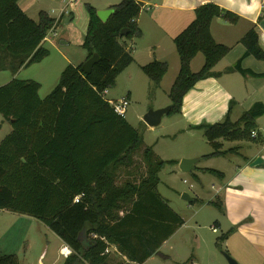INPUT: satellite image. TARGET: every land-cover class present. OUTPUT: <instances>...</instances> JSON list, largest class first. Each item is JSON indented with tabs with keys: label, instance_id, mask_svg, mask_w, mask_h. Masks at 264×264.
I'll use <instances>...</instances> for the list:
<instances>
[{
	"label": "trees",
	"instance_id": "trees-1",
	"mask_svg": "<svg viewBox=\"0 0 264 264\" xmlns=\"http://www.w3.org/2000/svg\"><path fill=\"white\" fill-rule=\"evenodd\" d=\"M18 1L0 0V61H5L2 68L12 74L48 57L41 43L56 25L43 12L37 22L32 21L20 10ZM111 9L113 13L102 23L96 11L85 5L88 25L82 48L86 60L93 54L99 58L89 75L80 71L82 65L66 66L43 99L38 95L40 85L31 80L12 79L0 87V115L10 127L0 141V211L41 223L71 251L63 264H108L110 256L105 250L110 246L129 263L144 264L152 256L166 260L158 250L183 225L156 190L158 173L175 163L158 159L143 145L142 135L103 100V92L112 89L133 62L125 42L141 36L136 25L140 4L123 0ZM218 18L231 25L239 19L214 4H204L194 10L193 21L173 39L179 71L168 93V117L180 113L184 95L196 83L218 77L212 69L230 51L211 37L210 24ZM122 30L128 33L120 38ZM240 43L244 53L227 71L253 75L240 65L247 57L264 61L254 29L248 30ZM198 54L204 63L192 73L190 62ZM167 70V64L157 61L141 67L152 89L159 88ZM230 111L231 106L221 123L197 128L212 149L202 159L225 154L218 140L251 142L257 138L251 133L256 119L264 115V107L255 104L234 123ZM138 152L145 175L138 182L116 186V169L129 167ZM201 171L216 178L223 176L214 170ZM76 197L79 200L74 202ZM190 261L191 257L185 263ZM0 264L20 263L14 255H0Z\"/></svg>",
	"mask_w": 264,
	"mask_h": 264
},
{
	"label": "crops",
	"instance_id": "crops-1",
	"mask_svg": "<svg viewBox=\"0 0 264 264\" xmlns=\"http://www.w3.org/2000/svg\"><path fill=\"white\" fill-rule=\"evenodd\" d=\"M121 1L123 0H19L17 4L20 10L34 22L38 21V14L40 12L45 13L49 18L56 21V25L46 33V37L41 45L49 52L48 57L51 51L60 57L64 69L68 65L73 67L82 65L87 58V52L82 48L88 25V14L85 10V5L91 6L98 12L111 9ZM134 1L141 5L140 15L136 20V25L140 29L141 36L138 39L125 42L126 51L132 56V64L135 63L139 71H141V67L153 61L167 64L168 70L160 86L167 77L166 86L169 88L168 93L179 71V59L173 39L193 21L194 10L199 6L211 3L239 17L236 24L233 25L228 24L220 18L214 19L211 22L210 34L213 41L216 44L228 47L230 51L212 69V72L218 74V77L199 81L184 95L180 113L176 114L177 118L169 124V131H176L179 136L180 134L181 136L185 134L191 136L202 132L197 129L201 125L221 123L230 106L229 118L232 123L236 122L244 112L255 104H261L264 107V77H259V75L264 74V61H257L252 57H247L241 61V69L248 70L253 75H241L237 72L227 71L242 57L244 47L240 41L248 30L254 29L258 45L264 52V0ZM200 56L202 58H199ZM203 63V56L198 54L190 62L191 72L197 73L202 68ZM130 69L129 66L125 71H128L129 78H133ZM17 73L12 74L11 78L16 79ZM263 119L264 115L255 121L256 129L254 132L257 138L255 141H251L255 145L254 149L247 146L246 148L249 149L243 151L244 141L227 142L218 140L217 142L221 146V151L225 152V154L219 157L202 159L203 156L212 153V149L208 143L210 151H205V153L191 152L181 155V157L199 159L198 163H202L203 165L198 168L195 167L196 163L194 170H198L200 176L208 174L201 170H214L223 175L222 178L217 177L218 181L212 184V189L214 190L212 199L204 202L202 199L199 200L196 197V200L202 203L201 208L206 206L204 203H211L213 207L217 208L219 219L212 222L209 230L217 232L224 230L227 235L225 241L231 238L239 240L242 245L244 244L252 249L264 260ZM1 129H4V136L10 131V127L7 124H2V122H0ZM172 135L174 134H161L159 139H156L153 145L149 147L158 159L165 162H174L176 160L163 155L166 154L167 148V143L165 142L176 139L174 136L171 138ZM2 138L0 137V141ZM139 155H141L140 152L133 156L132 164L129 167L121 166L116 169V186L129 181L128 178L133 173V170L139 167L137 164V160L140 161ZM219 158L225 161L221 167H219L217 162ZM256 158L262 160V167L253 168L250 166ZM177 164L179 165L178 161ZM160 172L158 173V177ZM120 176L123 180L119 181ZM193 177L197 181L200 180L197 174H194ZM130 182L135 183L133 180ZM162 184L159 178V184L156 188L158 195L181 218L170 202L160 194V186L165 191L167 188L169 189L167 185L164 184L163 186ZM192 200L195 199H191V202ZM4 212L6 211H0V213ZM123 214H125V210L119 212L120 216H123ZM182 221L183 225L163 242L158 250L167 259L161 260L158 257L152 256L144 264L153 262V258L159 259L162 264H186L185 262L190 257L191 261L189 264H213L211 258L206 259L204 263L203 259L198 257L197 251L199 252L201 246V239L198 236H193L194 245L189 250V255L186 248L184 249L182 244L178 242L177 234L187 227L183 219ZM59 243L60 251L65 246L60 241ZM168 244H171L169 249L171 253L165 254L163 253V249ZM108 254L110 256L108 264H112L115 258L120 263H129L113 246L108 247ZM36 264L42 263L38 261Z\"/></svg>",
	"mask_w": 264,
	"mask_h": 264
},
{
	"label": "rangeland",
	"instance_id": "rangeland-1",
	"mask_svg": "<svg viewBox=\"0 0 264 264\" xmlns=\"http://www.w3.org/2000/svg\"><path fill=\"white\" fill-rule=\"evenodd\" d=\"M199 58L202 57L200 56ZM4 62V60L0 61V87L12 79L11 71L2 68ZM62 64L60 57L51 51L50 56L40 64H34L20 70L16 75V79L33 80L39 83L40 90L38 95L43 99L55 87L63 69ZM129 66L133 78H129L128 71L124 70L117 77L115 86L106 91L105 100L128 98L125 120L142 135L145 147L152 146L161 134L171 133L174 134L171 138L173 136L176 137L173 141L165 142L167 143V148L166 154H163L170 159H176L174 161L175 164L164 166L158 178L162 181L163 186L165 184L169 187L165 191L160 186V194L170 202L187 226L186 229L177 234L178 242L182 244L184 249L186 248L188 254L194 245L193 236H198L201 239V246L197 254L198 257L203 259L204 263L206 259L211 258L213 264H228L222 255V253H225L238 264H264V260L258 254L244 244L242 245L239 240L233 238L227 241H225L226 239L223 241L221 239L218 240V238L226 235L224 230L222 232L209 230L212 222L219 219V214L217 208L210 205L211 203H204L206 206L201 208L202 203L199 200L202 199L207 202L212 199V194L214 193L212 184H215L218 180L209 173L200 176L198 170L182 173L177 164V161L179 163L181 160L187 159L182 158L181 155L191 152L205 153V151H210L209 145L204 139L202 132L191 136L187 134L182 136L180 134L179 136L176 131H169V124L177 118L176 115L171 117L164 116L158 127L152 130L148 128L143 122V116L150 110H158L170 106V100L167 95L169 88L166 86L168 79L166 77L159 89H152L148 78L143 72L139 71L135 63ZM0 122L6 124L3 123L1 115ZM262 122L264 124V119ZM3 132L4 129H1L0 137L4 138L6 135L4 136ZM243 146V151L249 149L246 148L247 146L252 149L255 147L252 142L245 141ZM139 158L140 161L137 160L139 167L133 170V173L128 178L129 181L137 182L145 175V166L141 160V155H139ZM217 162L219 167H221L225 161L219 158ZM202 165V163H197L195 167L199 168ZM194 174H197L200 180L197 181L193 177ZM120 180H123L121 176ZM183 194L190 199H195L196 202H184L181 199ZM196 197L199 200H196ZM170 247L171 244H168L163 249V253H171ZM59 248L58 238L36 220L7 211L0 213V255H14L20 264H36L38 261L42 264H63L65 258L63 259L60 256V251L66 246L60 251ZM112 264L123 263H120L115 258ZM149 264H162V262L157 258H153V262Z\"/></svg>",
	"mask_w": 264,
	"mask_h": 264
},
{
	"label": "water",
	"instance_id": "water-1",
	"mask_svg": "<svg viewBox=\"0 0 264 264\" xmlns=\"http://www.w3.org/2000/svg\"><path fill=\"white\" fill-rule=\"evenodd\" d=\"M113 13L112 9L103 10L96 12L97 18L102 22L105 23L109 16ZM128 33L127 30H122L119 34V37L122 38ZM99 58L96 54H93L89 59H87L81 66L80 71L85 74L89 75L93 66L98 62ZM171 111V105L165 108H161L158 110H150L143 116V122L149 128L157 127L161 119L164 116H167ZM199 159H183L179 162L178 168L182 173H190L194 170V165L198 163ZM253 168H260L263 166L262 160L260 158H256L250 165ZM181 199L185 202H191V199L183 194ZM223 257L227 261L228 264H238L232 258H230L227 254L222 253Z\"/></svg>",
	"mask_w": 264,
	"mask_h": 264
},
{
	"label": "built area",
	"instance_id": "built-area-1",
	"mask_svg": "<svg viewBox=\"0 0 264 264\" xmlns=\"http://www.w3.org/2000/svg\"><path fill=\"white\" fill-rule=\"evenodd\" d=\"M106 91L103 92L102 97L103 100H105ZM107 104L110 106V108L113 110L114 114L120 118H125L127 107H128V98L122 97L117 100H105ZM252 137H255V132L251 133ZM79 200V197H76L74 199V202H77ZM108 253V248L105 250V254ZM71 254V251L66 247L60 251V255L63 258H67Z\"/></svg>",
	"mask_w": 264,
	"mask_h": 264
}]
</instances>
